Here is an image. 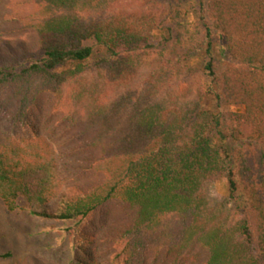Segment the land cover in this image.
Listing matches in <instances>:
<instances>
[{
	"label": "trees",
	"instance_id": "1",
	"mask_svg": "<svg viewBox=\"0 0 264 264\" xmlns=\"http://www.w3.org/2000/svg\"><path fill=\"white\" fill-rule=\"evenodd\" d=\"M2 1L7 210L67 224L71 264H264V0Z\"/></svg>",
	"mask_w": 264,
	"mask_h": 264
},
{
	"label": "rangeland",
	"instance_id": "2",
	"mask_svg": "<svg viewBox=\"0 0 264 264\" xmlns=\"http://www.w3.org/2000/svg\"><path fill=\"white\" fill-rule=\"evenodd\" d=\"M143 0H120L116 5L118 10H128L137 13L142 6ZM177 6H180L182 12H186L189 21L195 20V10L206 5V0H175ZM12 9L4 1L0 0V32L5 39H9L7 31L11 27L5 19L12 14ZM155 39L157 40V36ZM25 40V37L22 36ZM191 65L199 64V59L193 58L189 61ZM156 64L152 58H144L140 73H147L153 69ZM190 83L179 81L178 91L187 95V89ZM45 110L49 101L45 99ZM234 111L235 108L230 109ZM52 116L50 112H45L44 116L37 124L39 132L48 138L56 141L58 134L54 132L50 124ZM0 130L17 137H29L25 129L15 128L5 119L0 118ZM30 132V131H29ZM86 180V179H85ZM97 180V178H95ZM208 198L212 209L218 208L227 200L228 189L225 180H217L208 185ZM68 225L44 221L28 214L21 208L14 211H8L0 200V264H71L72 250L69 238L63 232Z\"/></svg>",
	"mask_w": 264,
	"mask_h": 264
}]
</instances>
